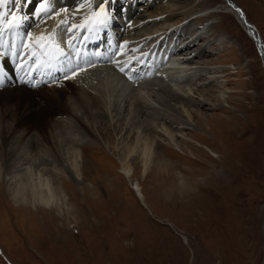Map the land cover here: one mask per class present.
<instances>
[{
	"label": "rangeland",
	"instance_id": "obj_1",
	"mask_svg": "<svg viewBox=\"0 0 264 264\" xmlns=\"http://www.w3.org/2000/svg\"><path fill=\"white\" fill-rule=\"evenodd\" d=\"M115 1L89 0L82 13L72 2L52 3L61 17L55 20L67 16L73 32L101 9L106 20L116 18ZM117 1V11L133 8L143 18L121 22L123 40L149 45L177 29L178 46L201 54L182 82L191 93L170 95L149 80L143 84L154 92L150 105L128 95L114 121L102 105L88 108L94 121L73 109L101 143L86 135L76 140L85 176L77 184L62 175L69 210L38 212L16 202V162L0 163V264H264V63L255 41L224 0ZM232 1L264 40V0ZM96 71L79 81L98 88ZM135 107L137 120L125 122ZM140 130L157 153L147 175L139 154L129 158L144 205L122 172Z\"/></svg>",
	"mask_w": 264,
	"mask_h": 264
},
{
	"label": "bare ground",
	"instance_id": "obj_2",
	"mask_svg": "<svg viewBox=\"0 0 264 264\" xmlns=\"http://www.w3.org/2000/svg\"><path fill=\"white\" fill-rule=\"evenodd\" d=\"M64 2H72V4H74L71 5L72 10L79 11L80 9L79 13H82V11L84 12V10H81L83 7L89 9L90 5L88 3L89 0H56L55 4L60 3L61 6H64ZM224 2L226 6H229H227L229 11H233L236 14L238 21L243 26L242 28H244L246 33H248L253 40L254 37L257 38L258 35L261 37L255 25L251 23L244 11L236 10L235 3H233L232 0H224ZM45 3L46 4L38 12L37 20L38 28L40 26L42 32H39L40 34L36 36H34V34L28 35L25 43L19 46L16 52H19L24 60H28L30 51H38L40 55L43 46L48 43L53 51L50 59L42 55L39 56V58L43 59L42 64L52 70V72L54 71L57 60L60 64L63 63L65 69L81 65L83 68L88 69L97 68V71L93 70L91 72L96 71L97 75L94 80H97L99 87L93 88L94 86H91L92 83L80 82L79 75L82 74H79L73 78L75 82H77L76 85L69 80H63L50 86V89L42 88L34 90L35 84L38 83L35 82V79L39 78V75L35 74L33 78L30 79L33 80V84L21 85V87L8 85L7 88L0 90V157L4 159V161L1 160L0 163L3 162L5 164L7 161L9 163V160H14L16 162L13 167V176L10 179V181L15 184L14 200L16 202L23 203L25 206L30 204L33 206V209L38 212L41 209L53 212L55 210H69L71 207V203L67 199V194L65 193L62 175L70 178L77 184L84 181L83 176H85V172L83 171L84 169H82L81 163L86 164V160L82 158L83 154L78 149L79 144L77 143L78 141H76L78 137L90 136V139H92L95 144L98 145V143H101L97 136H92V132L83 123V120L73 114L72 110L82 111L81 113L83 114L86 111L85 116H88L89 119H93L94 121L95 115L92 111L89 112L88 108L93 110L96 109L97 105H102L106 110L107 120L111 119L114 121L117 119L118 113H122L123 107L125 108L124 99L128 95L134 96L133 98H135L137 102L141 99L144 104H149L152 101V97L155 96H153L154 92H147L146 84H143L145 81L147 82L149 80H153V83L156 85L161 84V86L158 87L162 89L166 88L167 94L171 95L174 92V96L177 94H189L191 93V89L189 87V89L183 87L182 82L186 77H191L194 70L191 64H194L193 61L196 58L198 59L201 54L199 53L197 56L189 53L186 54L187 50H189V46H184V44L178 46L177 42L181 38V35L178 34L177 29V31L174 30L169 35L164 33V35L166 34L168 36L163 37L162 42L167 45V48L163 51L159 49L154 55L152 54L154 51L151 52L150 48L155 47L158 38L156 41L149 43V45L145 44L141 46L140 41L135 37H128V39L123 40L122 43H118L117 35H112L109 36L107 43L104 44L102 39L105 36V27L109 26L110 23H112L114 27L117 25V21L106 20L105 16L102 14H94V16H91V20L88 22L85 29H80L75 34L79 41L77 44H74L72 38L74 35L68 32V22L66 21L69 20H67V16L65 18V23L63 20H55L61 18L59 16L57 17L58 10L56 11V9L59 8V6L56 5L57 7H53L54 4L52 0H48ZM117 3L119 2L116 0L114 15L117 16L118 22L121 23L126 19L133 18L137 21L140 20V23L143 21L142 16L136 14L133 8L127 11L121 9L117 11ZM36 5L37 0H29L30 11L35 9L34 7ZM45 9H47V11H45ZM43 13L47 20L42 23ZM144 24H146V22L141 25ZM4 27L6 26L4 25ZM209 38V40L212 39L211 34ZM193 39L194 38L190 36L187 41L193 44ZM261 39L263 40L262 37ZM97 43H99L98 46H96ZM14 44H16V40ZM100 46H103V48L97 51ZM57 47L63 50L62 54L64 56L60 58L55 57V50ZM117 47V51L113 52V48ZM257 48L261 58L264 59V48L261 49L259 44ZM198 55L200 56L198 57ZM0 56L3 58L1 53ZM109 57L117 62L116 67L111 63L103 64V61H101ZM155 58L156 61H154ZM92 60H95V62L90 63ZM6 63L11 71V75H15L11 62L6 60ZM121 68H124L123 72L120 70ZM88 72L91 73L90 71ZM20 73L22 75V72ZM86 77L88 78V76ZM81 79V81H83V79H85L84 76ZM192 79L194 80V78ZM63 82L67 83L66 87L59 86V84ZM136 83L138 86L135 85ZM94 84L96 85V83ZM134 87L136 89H133ZM162 89H160V91H162ZM91 90H95V93L93 92V94ZM99 99L102 101H99ZM140 104L142 105V103ZM135 108L134 111L131 109V111L128 112L127 119L124 118L125 122L128 121L130 123L131 121L137 120L136 113L139 107ZM187 113L190 115L193 112L189 111ZM139 125L142 127V122H139ZM171 130L172 129H170L167 135L173 137V132L175 130ZM140 131L141 133H137L136 135L135 146L130 149L129 154L122 162V172L130 181L135 174L130 165L129 158L131 156L133 157L134 154L140 155L144 169L143 174L147 175L157 155L153 146V141L148 139V131ZM36 141L38 142L37 144H35ZM71 144L75 145H72L70 150H67L66 158H64L65 149ZM1 171L0 168V176L2 174ZM131 184L132 189L136 192L137 196L140 197L143 205L146 204V197L141 183L133 181Z\"/></svg>",
	"mask_w": 264,
	"mask_h": 264
},
{
	"label": "snow or ice",
	"instance_id": "obj_3",
	"mask_svg": "<svg viewBox=\"0 0 264 264\" xmlns=\"http://www.w3.org/2000/svg\"><path fill=\"white\" fill-rule=\"evenodd\" d=\"M28 3L29 0H0V42H2L6 31L13 32L20 26L19 21L25 19L23 15V6H26ZM5 5H11V7L5 10ZM45 11H47V9H45ZM101 11H103V9H101ZM18 12L20 15H17ZM5 17L7 19H5ZM5 24H7V29L4 28ZM57 50L61 53L63 52V50L58 47ZM78 70L79 69H75L74 73ZM120 70L123 72L124 68H121ZM5 83L6 77L4 74L0 73V89L3 88Z\"/></svg>",
	"mask_w": 264,
	"mask_h": 264
},
{
	"label": "water",
	"instance_id": "obj_4",
	"mask_svg": "<svg viewBox=\"0 0 264 264\" xmlns=\"http://www.w3.org/2000/svg\"><path fill=\"white\" fill-rule=\"evenodd\" d=\"M235 9L239 10V11L241 10V9H239V6L237 4H235ZM254 40H255L256 44L258 43L259 46H261V49L264 48V46H263L264 42H263V40L261 39V37L259 35L257 36V38L254 37ZM258 44H257V46H258ZM260 52H261V50H260ZM262 60H263V63H264V59L263 58H262Z\"/></svg>",
	"mask_w": 264,
	"mask_h": 264
}]
</instances>
